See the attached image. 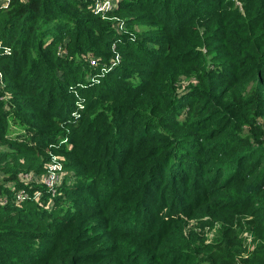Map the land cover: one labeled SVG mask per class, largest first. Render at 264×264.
<instances>
[{
    "label": "trees",
    "instance_id": "trees-1",
    "mask_svg": "<svg viewBox=\"0 0 264 264\" xmlns=\"http://www.w3.org/2000/svg\"><path fill=\"white\" fill-rule=\"evenodd\" d=\"M96 1L0 0V195L97 187L0 264H264V0Z\"/></svg>",
    "mask_w": 264,
    "mask_h": 264
},
{
    "label": "rangeland",
    "instance_id": "rangeland-1",
    "mask_svg": "<svg viewBox=\"0 0 264 264\" xmlns=\"http://www.w3.org/2000/svg\"><path fill=\"white\" fill-rule=\"evenodd\" d=\"M116 19L117 18H113L112 20ZM118 31L122 33L120 27ZM116 60L118 61V58L116 57L115 59V56H113L111 57L109 62L104 63L102 65V68L100 69L101 73L105 74L107 73V71L113 70L116 67ZM90 63L92 66H97L98 64L95 57L90 58ZM90 76L92 75L90 74ZM98 82H100V79L98 80ZM74 115H76V112L74 113ZM18 133L19 132H16L15 134L20 136L21 134ZM20 138H22V136H20ZM64 140L67 143L69 142L68 138H65ZM63 160L64 159H62V155H57L56 153H54L52 156V160L45 165V168L48 170L47 173H45V177L49 175V172H53L54 169L51 168H53L54 165H59V163H61L63 166ZM58 172H61V174L64 175H61L62 178H64L61 182H59L57 178H55L54 181H50V178L49 181L47 183L44 182V184L40 180H35L36 184L38 185H46L47 189L45 191H34V193L32 194L33 191L28 192L27 190L18 189L17 191L6 193V195V191H4V194L0 195V224H6L9 219L15 218L18 222H20V224H18L16 227V232H20L21 236L27 238L28 244H34L41 240H44L45 236L47 235V232H49L53 238H59L64 231L65 225L64 200H76L77 193H81L82 201L78 202V200L73 203V206H75L74 208L78 210L80 209L81 204H86V201H83V199L86 198L87 194H89L88 191L92 193L96 192L97 187L92 186L87 187L86 189H77V186H75V184L78 181H76V179H71V177L65 176L71 173L62 168L58 169ZM2 176L3 175L0 174V182H3ZM21 194L25 195L22 196ZM43 194H46L45 196L48 197L47 200L41 199ZM30 199L33 201V203H28V200ZM57 199H60L61 201L57 203ZM37 203L39 204V206ZM44 207L48 209H44ZM68 208L70 207H67L65 211H67ZM21 223H25L28 226ZM5 226L6 225L1 228H5ZM193 226L194 225L191 224V227ZM206 232L210 238L214 234V230L210 231L208 227L206 228ZM240 236H243L246 239L248 245L252 243L251 235L248 232H243L242 234L240 232ZM8 247L9 246L5 248L8 249ZM1 248L2 246L0 247V249ZM9 249L12 250L13 247H10Z\"/></svg>",
    "mask_w": 264,
    "mask_h": 264
},
{
    "label": "built area",
    "instance_id": "built-area-1",
    "mask_svg": "<svg viewBox=\"0 0 264 264\" xmlns=\"http://www.w3.org/2000/svg\"><path fill=\"white\" fill-rule=\"evenodd\" d=\"M116 6H117L116 0H97L95 5H94V9L99 13H105V12H108L110 10H114L116 8ZM60 168L63 169V166L61 163H59V165L58 164L54 165L53 168H51V169H54L53 172H49V175L47 177H45L44 182L47 183L50 178H51L50 181H54L55 178H57L59 180V182H61L62 176H64V175H62L61 172H58V169H60ZM21 195L24 196L25 194H21Z\"/></svg>",
    "mask_w": 264,
    "mask_h": 264
}]
</instances>
